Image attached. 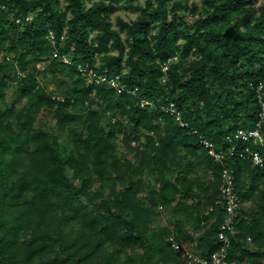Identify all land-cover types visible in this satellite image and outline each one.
<instances>
[{
	"label": "trees",
	"instance_id": "obj_1",
	"mask_svg": "<svg viewBox=\"0 0 264 264\" xmlns=\"http://www.w3.org/2000/svg\"><path fill=\"white\" fill-rule=\"evenodd\" d=\"M120 9L138 15L114 23ZM2 52L0 264H179L170 235L209 254L225 167L244 204L228 256L264 264V119L262 142L235 138L260 121L264 0H0ZM14 85L23 106L6 102ZM41 108L54 132L35 126ZM203 140L262 165L216 161Z\"/></svg>",
	"mask_w": 264,
	"mask_h": 264
},
{
	"label": "built area",
	"instance_id": "obj_2",
	"mask_svg": "<svg viewBox=\"0 0 264 264\" xmlns=\"http://www.w3.org/2000/svg\"><path fill=\"white\" fill-rule=\"evenodd\" d=\"M166 68V67H165ZM82 70V69H81ZM84 74L87 76L88 81H93L95 79L96 83L106 82L112 87H116L118 92L122 91L123 85H121L117 78H109L106 74L96 75L94 70L91 68L83 69ZM264 80L256 85L257 95L262 106V111L260 113V121L257 124V128L252 129H238L235 138L241 141L253 142H262V135L260 133V124L264 119V102L261 99V89L263 87ZM170 112L177 115L179 119L180 113L177 111V108L172 103L169 107ZM230 141H233V137L228 138ZM203 143L208 148V153L216 161H221L224 159H229L232 156L239 154L240 156H249L252 158L254 164L262 165L263 159L260 153L256 150H252L249 146H245L241 151H238L236 144L233 145L228 150L216 151L214 149L213 143L207 140H203ZM222 183L220 186L224 208H225V219L220 225L219 231V241L220 246L218 249L210 252L206 255H200L195 252L192 248V245H189L184 242L177 241L173 235L168 237V240L171 242L172 248L179 253L182 261L179 264H239L237 260H231L228 256V251L231 243V235L235 232L234 223L235 219L239 216L240 211L243 207V202L240 200L237 195L234 187V176L230 169L224 168L222 170Z\"/></svg>",
	"mask_w": 264,
	"mask_h": 264
},
{
	"label": "rangeland",
	"instance_id": "obj_3",
	"mask_svg": "<svg viewBox=\"0 0 264 264\" xmlns=\"http://www.w3.org/2000/svg\"><path fill=\"white\" fill-rule=\"evenodd\" d=\"M62 5L67 4L68 0H60ZM189 3L196 1L199 3L200 0H188ZM141 1H138V3ZM138 15V11H134V10H130V9H120L117 10L113 15H112V20L115 23L116 18L122 17L123 19L130 21L133 20L137 17ZM124 34V33H123ZM5 54V52H2V54L0 55V60L2 59V55ZM45 65V63H37L36 67L38 69H42L43 66ZM38 80L40 82H43L45 80V78H43L42 76L38 77ZM15 83V81L13 82ZM49 88L51 89H55L56 85L55 83L51 82L48 84ZM17 90V87L14 86H9L8 88H6L5 92H6V102L8 104H10L11 102L17 100V106H23L26 103V99L24 97H19V93ZM0 107H4V104L0 101ZM54 112L53 111H49L46 108H41L36 116L35 119V126H41L43 128H46L47 130H49L50 132H54L56 130V118L54 117ZM169 210L168 209H161V219H160V226H164L167 224V218L169 217ZM190 245V244H189Z\"/></svg>",
	"mask_w": 264,
	"mask_h": 264
}]
</instances>
